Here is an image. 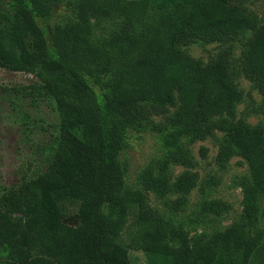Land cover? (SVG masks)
<instances>
[{
	"label": "trees",
	"instance_id": "16d2710c",
	"mask_svg": "<svg viewBox=\"0 0 264 264\" xmlns=\"http://www.w3.org/2000/svg\"><path fill=\"white\" fill-rule=\"evenodd\" d=\"M245 1L0 0V67L37 75L17 90L53 100L59 117L44 169L0 192V264H133L132 250L168 256L171 264H264V224L254 221L264 194L260 125L239 120L228 127L225 153L247 160L251 180L242 183L245 215L224 229L193 233L184 220L147 209L142 191L126 181L123 159L133 133L148 128L147 105L179 98L159 134L162 173L147 175L144 185L161 196L195 186L192 171L170 185L167 167L202 125L234 114L243 93L226 52L205 63L180 41L253 31L246 68L264 93V25ZM65 3L74 16L48 23ZM114 20L109 30L106 22ZM221 205L214 199L203 207ZM71 212L79 217L75 226L66 222Z\"/></svg>",
	"mask_w": 264,
	"mask_h": 264
},
{
	"label": "rangeland",
	"instance_id": "374dc122",
	"mask_svg": "<svg viewBox=\"0 0 264 264\" xmlns=\"http://www.w3.org/2000/svg\"><path fill=\"white\" fill-rule=\"evenodd\" d=\"M244 6L255 11L259 24L264 25V0H246ZM73 16V9L65 3L55 10L48 23H62ZM40 22L44 28L46 24ZM106 24L111 30L116 22L107 21ZM109 30L102 32L108 33ZM252 34L253 31L247 30L217 41L196 36L180 41L189 53L205 63L226 52L231 76L243 93L234 114L224 112L213 117L207 125H202L201 132L184 141L183 148L167 167L170 185L187 171L196 173V184L191 191L178 192L172 188L161 196L144 185L147 175L162 173L165 154L159 134L177 114L179 98L174 105H147L151 111L146 120L148 128L141 133H133L131 147L123 154V159L129 163L126 181L133 189L142 191L146 208L156 214L184 220L186 228L193 233L208 228L224 229L245 215L242 183L246 179L251 180L250 166L240 153L228 156L225 152L231 144L228 127L235 122L243 120L264 129V93L259 81L246 68V44ZM35 81H39L35 74L0 67V192L4 187L20 185L25 176L35 175L44 169L48 148L58 133L59 117L55 102L47 98L34 100L18 91ZM214 199L222 203L219 210L204 209V201ZM176 201H181L179 207L175 205ZM258 206L260 210L254 221L262 226L264 194H260ZM66 222L77 225L78 214L71 212ZM130 261L133 264H171L168 256L140 250L130 252Z\"/></svg>",
	"mask_w": 264,
	"mask_h": 264
}]
</instances>
